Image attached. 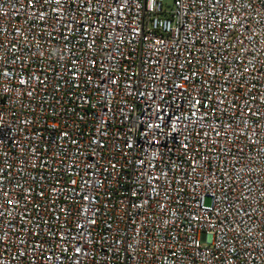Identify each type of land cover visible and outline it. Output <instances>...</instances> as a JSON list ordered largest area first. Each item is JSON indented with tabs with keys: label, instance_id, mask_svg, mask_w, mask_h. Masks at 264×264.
<instances>
[{
	"label": "built area",
	"instance_id": "built-area-1",
	"mask_svg": "<svg viewBox=\"0 0 264 264\" xmlns=\"http://www.w3.org/2000/svg\"><path fill=\"white\" fill-rule=\"evenodd\" d=\"M0 264H264V0H0Z\"/></svg>",
	"mask_w": 264,
	"mask_h": 264
},
{
	"label": "rangeland",
	"instance_id": "rangeland-1",
	"mask_svg": "<svg viewBox=\"0 0 264 264\" xmlns=\"http://www.w3.org/2000/svg\"><path fill=\"white\" fill-rule=\"evenodd\" d=\"M206 204H209V201L208 200L206 201Z\"/></svg>",
	"mask_w": 264,
	"mask_h": 264
}]
</instances>
